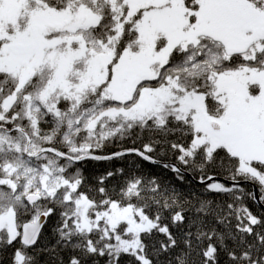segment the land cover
I'll list each match as a JSON object with an SVG mask.
<instances>
[{"label":"snow or ice","instance_id":"obj_1","mask_svg":"<svg viewBox=\"0 0 264 264\" xmlns=\"http://www.w3.org/2000/svg\"><path fill=\"white\" fill-rule=\"evenodd\" d=\"M0 264H264V0H0Z\"/></svg>","mask_w":264,"mask_h":264}]
</instances>
